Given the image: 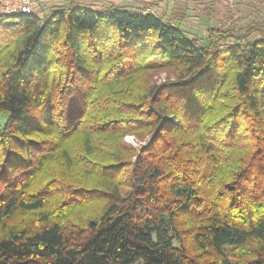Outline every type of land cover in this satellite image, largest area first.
Here are the masks:
<instances>
[{
	"label": "trees",
	"instance_id": "obj_1",
	"mask_svg": "<svg viewBox=\"0 0 264 264\" xmlns=\"http://www.w3.org/2000/svg\"><path fill=\"white\" fill-rule=\"evenodd\" d=\"M251 31L218 48L113 5L0 19V264H264Z\"/></svg>",
	"mask_w": 264,
	"mask_h": 264
},
{
	"label": "rangeland",
	"instance_id": "obj_2",
	"mask_svg": "<svg viewBox=\"0 0 264 264\" xmlns=\"http://www.w3.org/2000/svg\"><path fill=\"white\" fill-rule=\"evenodd\" d=\"M46 3L47 0H44L35 14L40 20L49 17L56 9L63 8L52 6L54 9H51ZM170 4L172 9L168 8L167 13L159 10L163 21L178 26L190 39L201 44L208 45L213 42L215 47L222 48L233 40L229 38L224 41L217 37L218 34L226 36L234 33L240 36L248 29L253 30L247 36L251 42L264 37V0H170ZM212 31H217L216 35H211ZM175 76L173 73L158 71L151 82L166 84L174 81ZM4 118L5 116H1L0 122ZM121 140L123 144L134 149H139L146 143L136 140L132 135Z\"/></svg>",
	"mask_w": 264,
	"mask_h": 264
},
{
	"label": "crops",
	"instance_id": "obj_3",
	"mask_svg": "<svg viewBox=\"0 0 264 264\" xmlns=\"http://www.w3.org/2000/svg\"><path fill=\"white\" fill-rule=\"evenodd\" d=\"M46 4L51 9H54L52 6L63 8H69L70 6H86L95 11L100 10L102 7L106 8L113 5L125 11L138 12L144 10L153 14L155 13L159 17H162L160 16L159 10L162 9L165 14L168 12V8L172 9L170 0H47Z\"/></svg>",
	"mask_w": 264,
	"mask_h": 264
},
{
	"label": "built area",
	"instance_id": "obj_4",
	"mask_svg": "<svg viewBox=\"0 0 264 264\" xmlns=\"http://www.w3.org/2000/svg\"><path fill=\"white\" fill-rule=\"evenodd\" d=\"M44 0H0V19L15 15L36 16Z\"/></svg>",
	"mask_w": 264,
	"mask_h": 264
}]
</instances>
